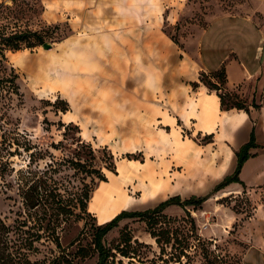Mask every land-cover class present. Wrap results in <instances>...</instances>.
Listing matches in <instances>:
<instances>
[{
    "label": "rangeland",
    "instance_id": "1",
    "mask_svg": "<svg viewBox=\"0 0 264 264\" xmlns=\"http://www.w3.org/2000/svg\"><path fill=\"white\" fill-rule=\"evenodd\" d=\"M163 2L167 8L158 9L157 26L153 27L156 30L154 45L143 40L144 23L130 24L131 11L118 10L121 18L115 23L75 26L69 24L67 11L57 16L58 12L51 9L49 0H0V78H8L0 80L2 153L16 169L24 167L28 161L24 147L29 141L48 148L56 158H62L70 151L62 146H51L52 142L63 140L64 129L58 125L59 121L79 125L81 138L96 150V166L107 176L106 181L97 180L89 201V210L98 224L106 223L124 209L146 210L171 196L179 195L182 199L204 196L213 187L209 183L215 180L216 169L212 165L216 164L215 158L217 165H223L229 159L234 162L229 148L217 154L215 145L205 146L208 138L196 135L191 122H172L181 105L166 87L165 69L172 66V62H179L181 48L212 18L226 13L259 11L262 1ZM135 31L142 32V41L136 48L151 56H131L134 49L129 47V39H137L138 32ZM26 33L29 35L25 38L17 37ZM38 36L51 47L46 49L39 44ZM210 81L215 83L217 79L200 72L198 80L191 82L189 93L193 100L189 113L192 115H197L202 93L215 92L205 84ZM222 91L223 94L225 91ZM225 96L224 107L235 102L230 93ZM66 104L68 110L64 112L61 109ZM201 106L218 121L214 94L204 96ZM248 109L255 115L254 107ZM199 110V124H203L204 113ZM74 132L70 129L68 133L73 135ZM179 141L185 153L179 151ZM104 147L113 155L116 173L102 160L105 158ZM9 149L14 151L11 157ZM48 160L46 156L39 164L43 166ZM199 163L208 166L198 177V188L201 189L197 190L184 180L191 177L194 168L202 166L194 165ZM151 169L158 176L170 178L171 182L161 179L150 182V177L156 174L138 175L139 172H151ZM217 169H221L220 166ZM7 179L12 180L11 177ZM90 181L88 177L87 182ZM165 194L168 195L165 197ZM228 197L224 203L246 217L255 205L264 203V186ZM118 203L125 205L106 216ZM20 209L21 202L15 190L5 192L1 189L0 215L11 227L15 225ZM186 209L190 214L173 204L165 208V216L156 219L154 227L157 230L166 228L171 232V243L165 250L149 233L145 219L121 220L118 227L105 236V242L110 247H124L129 256L114 249V264H178V259L184 264H207L203 243L210 256L218 258V264H239L241 253L233 251L230 242L236 240L243 217L227 227L230 237L215 242L203 236L200 229L202 224L205 227L220 226L215 224L217 215L210 212L204 202ZM88 221L92 223L94 219L88 218ZM58 233L62 247L43 239L35 244L37 248L28 251L31 260H39L37 264L96 263L97 252L93 249L90 225L73 220L64 224ZM79 247L84 250L77 251Z\"/></svg>",
    "mask_w": 264,
    "mask_h": 264
},
{
    "label": "crops",
    "instance_id": "2",
    "mask_svg": "<svg viewBox=\"0 0 264 264\" xmlns=\"http://www.w3.org/2000/svg\"><path fill=\"white\" fill-rule=\"evenodd\" d=\"M258 1H262L259 11L226 13L212 18L195 38L184 44L179 62L174 61L172 66L165 69L164 78L166 87H169L172 93L171 96H175L181 105L177 115L172 117V122H191L195 126L193 132L196 135L208 138L205 146L215 145L217 154H221L224 148H229L234 155V162L226 158L229 160L224 161L223 165H217L215 158L216 164H212L216 169L215 180L209 183L213 187L226 175L234 172L235 152L249 141L250 134L254 130L258 147L250 149L251 155H255L244 162L239 174L245 186L239 182H232L205 200V207L217 215L218 222L215 224L220 226L205 227L202 224L200 229L203 236L220 242L230 237L227 227L243 217V224L237 231L236 240L230 242L232 250L241 253V264H264V203L255 205L251 214L244 217L242 212L234 211L219 200L230 194L238 196L246 189H255L264 185V0ZM49 3L51 9L58 12L57 16L67 11L69 24L75 26L96 27L103 26L106 22L115 23L121 18L118 10L131 11L129 14L134 18H128L130 24L135 26L144 23L143 40L154 45L156 30L153 27L157 26L158 9L162 10V6L167 8L163 0H49ZM135 32H138L137 39H129V47L132 46L134 49L131 56L133 58L151 56L144 50L136 48V45L142 41L140 35L142 32ZM222 67L226 70L227 90L239 94L248 108L254 107L255 115L250 110L247 112L237 108H222L220 97L216 92L202 93L196 110L197 115L189 113V106L192 105L193 100L189 93V89L192 88L191 82L198 80L200 72L212 73ZM213 94L216 96L218 121L201 106L203 97H211ZM199 109L204 113L203 124H199L201 119ZM181 140L183 142V139ZM192 140L196 143L194 139ZM196 145L199 146L198 143ZM178 146L179 151L185 153L180 141ZM210 157L214 158L212 155ZM194 165L202 166L194 168L195 172L184 181L199 190L201 188H198V177L203 175L208 165L203 163ZM218 166L221 169H217ZM226 168L229 169L225 170ZM151 174L156 172L151 169V172L142 174L139 172L138 175ZM150 179V182L160 179L166 180V183L171 182L170 178L157 174Z\"/></svg>",
    "mask_w": 264,
    "mask_h": 264
},
{
    "label": "trees",
    "instance_id": "3",
    "mask_svg": "<svg viewBox=\"0 0 264 264\" xmlns=\"http://www.w3.org/2000/svg\"><path fill=\"white\" fill-rule=\"evenodd\" d=\"M28 35L29 33H26L17 35V37L22 39ZM37 39L39 44L45 43L41 36H38ZM14 48L17 49L16 46ZM202 73L212 75L217 79L215 83L210 81L205 82V84L220 97L222 108H237L248 112V105L239 94L227 90V77L224 67L212 73ZM0 80H8V78H0ZM222 90L225 91L223 94L221 93ZM227 92L230 93L235 102L224 107L225 93ZM253 105L257 106L255 103ZM61 110L66 112L68 105L66 104ZM45 120L49 122L47 119ZM58 125L64 129L63 140L58 143L52 142L51 146L54 148L62 146L70 151L69 155L62 158H56L48 148L40 147L29 141L24 147L28 153V161L24 167L16 169L11 164L9 157L5 158L2 153L3 149L0 147V190L3 189L5 192L15 190L21 202V209L17 212L18 217L13 227L8 225L0 215V264H37L40 261L31 260L28 251L37 248L35 244L43 239H49L61 248L58 230L73 220L84 221V225L91 226L92 245L97 252L95 264H114L116 258L114 249L124 256H129L124 247H120V245L110 247L105 242V236L118 227L120 221L125 218L145 219L149 233L155 238L161 249L165 250V247L171 243V232L166 228L157 230L154 227L156 219L165 216V208L176 204L184 208L187 214H190L186 209L188 206L198 207L202 205L212 194L228 184L239 182L245 186L239 174L244 162L250 156L255 155H251L250 149L258 147L254 130H252L249 141L235 152L236 168L234 172L226 175L204 196L193 195L187 199H182L179 195L171 196L155 207L146 210L124 209L106 223L98 224L96 217L89 210V201L97 180L106 181L107 176L101 167L96 166V150L90 143L81 138L79 125L73 122L64 123L62 120L59 121ZM70 129L75 130L73 135H69ZM103 152H105V158L102 160L106 167L116 173L113 155L107 152V147L103 148ZM8 155L13 156L14 151L9 149ZM46 156L49 157V160L41 166L39 160ZM8 177H11L12 180H8ZM88 177L91 179L90 182H87ZM225 198L229 197H224L219 202L224 203ZM88 218H92L94 221L91 223ZM197 239L201 242L200 238ZM127 241L129 242L130 239ZM202 245L204 246L207 264H218V258L211 257L206 245L204 243ZM79 250L83 251L84 249L79 247L77 251ZM240 260L239 264H241ZM177 262L184 264L181 259H178Z\"/></svg>",
    "mask_w": 264,
    "mask_h": 264
},
{
    "label": "bare ground",
    "instance_id": "4",
    "mask_svg": "<svg viewBox=\"0 0 264 264\" xmlns=\"http://www.w3.org/2000/svg\"><path fill=\"white\" fill-rule=\"evenodd\" d=\"M124 205H125L124 203H118L117 205H115L114 207H112V210L106 216H109L113 212H116L121 206H124Z\"/></svg>",
    "mask_w": 264,
    "mask_h": 264
},
{
    "label": "water",
    "instance_id": "5",
    "mask_svg": "<svg viewBox=\"0 0 264 264\" xmlns=\"http://www.w3.org/2000/svg\"><path fill=\"white\" fill-rule=\"evenodd\" d=\"M44 48L48 49L51 47V44L48 42H45L44 44H42Z\"/></svg>",
    "mask_w": 264,
    "mask_h": 264
}]
</instances>
